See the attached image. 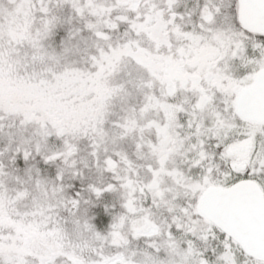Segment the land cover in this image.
I'll use <instances>...</instances> for the list:
<instances>
[{
	"label": "snow or ice",
	"instance_id": "6c2138e0",
	"mask_svg": "<svg viewBox=\"0 0 264 264\" xmlns=\"http://www.w3.org/2000/svg\"><path fill=\"white\" fill-rule=\"evenodd\" d=\"M0 264H264V0H0Z\"/></svg>",
	"mask_w": 264,
	"mask_h": 264
}]
</instances>
